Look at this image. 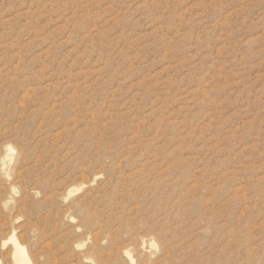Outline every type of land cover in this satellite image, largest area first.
Wrapping results in <instances>:
<instances>
[{"label":"rangeland","instance_id":"374dc122","mask_svg":"<svg viewBox=\"0 0 264 264\" xmlns=\"http://www.w3.org/2000/svg\"><path fill=\"white\" fill-rule=\"evenodd\" d=\"M7 146L0 264H264V0H0Z\"/></svg>","mask_w":264,"mask_h":264},{"label":"bare ground","instance_id":"6f19581e","mask_svg":"<svg viewBox=\"0 0 264 264\" xmlns=\"http://www.w3.org/2000/svg\"><path fill=\"white\" fill-rule=\"evenodd\" d=\"M11 157H12V148L10 146H7L4 148V155L0 159V171L1 172L2 171L4 172L9 161H11ZM10 239L13 240V245H14L13 246V264H32V262L30 261V259L28 258L27 254H26L24 246L18 244V242L13 237H10ZM178 261H179V259H178Z\"/></svg>","mask_w":264,"mask_h":264}]
</instances>
